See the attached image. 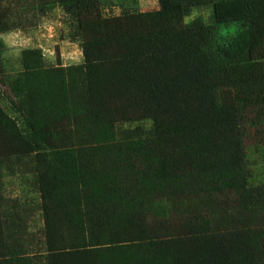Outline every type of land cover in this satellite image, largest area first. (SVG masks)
Listing matches in <instances>:
<instances>
[{
  "label": "trees",
  "instance_id": "trees-1",
  "mask_svg": "<svg viewBox=\"0 0 264 264\" xmlns=\"http://www.w3.org/2000/svg\"><path fill=\"white\" fill-rule=\"evenodd\" d=\"M107 1L0 0V33L61 7L84 53L54 67L26 48L22 70L0 77L15 113L0 100V264H264V180L246 145L264 141V0L118 15ZM202 6L246 36L226 44L203 17L188 22ZM27 157L43 252L3 192L5 168Z\"/></svg>",
  "mask_w": 264,
  "mask_h": 264
},
{
  "label": "rangeland",
  "instance_id": "rangeland-1",
  "mask_svg": "<svg viewBox=\"0 0 264 264\" xmlns=\"http://www.w3.org/2000/svg\"><path fill=\"white\" fill-rule=\"evenodd\" d=\"M127 7L141 11L156 10L159 8V0H138L137 4L132 0H111L104 4L105 11L113 15L122 13ZM198 16L217 26L221 42L232 45L246 36V30L237 23L218 25L212 6L194 8L187 21ZM32 17L31 13L22 17L21 20L26 28L0 33V40L5 44L0 77L4 74L6 78H13L22 70V52L26 48H41L49 66H69L84 62L82 42L77 33L75 21L63 8L56 7L45 14H39L31 24ZM0 91L3 93L0 96L2 105L12 116H15L9 103L8 95L11 94L9 87L1 83ZM246 145L253 172L252 181L260 183L264 180V141L253 136L246 140ZM9 168H5L3 174V192L11 207L17 209L25 220L32 242V252H43L45 222L40 208V193L37 190L32 160L27 157L15 163L12 171ZM39 264H43V261Z\"/></svg>",
  "mask_w": 264,
  "mask_h": 264
}]
</instances>
